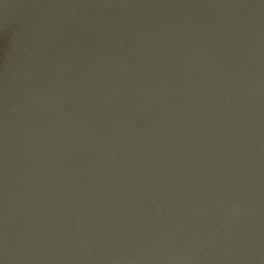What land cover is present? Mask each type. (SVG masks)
<instances>
[{
    "label": "water",
    "instance_id": "obj_1",
    "mask_svg": "<svg viewBox=\"0 0 264 264\" xmlns=\"http://www.w3.org/2000/svg\"><path fill=\"white\" fill-rule=\"evenodd\" d=\"M0 264H264V0H0Z\"/></svg>",
    "mask_w": 264,
    "mask_h": 264
}]
</instances>
